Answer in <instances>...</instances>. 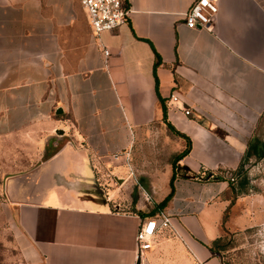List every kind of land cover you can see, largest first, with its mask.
Masks as SVG:
<instances>
[{"label":"crops","instance_id":"crops-1","mask_svg":"<svg viewBox=\"0 0 264 264\" xmlns=\"http://www.w3.org/2000/svg\"><path fill=\"white\" fill-rule=\"evenodd\" d=\"M194 1L131 0L96 35L79 0H0V229L26 264H136L139 225L162 212L143 264H227L211 241L255 224L225 220L221 195L257 156L264 0H219L215 24L191 29ZM168 123L192 146L162 206L173 160L143 161L162 154L144 142L183 150Z\"/></svg>","mask_w":264,"mask_h":264},{"label":"rangeland","instance_id":"rangeland-1","mask_svg":"<svg viewBox=\"0 0 264 264\" xmlns=\"http://www.w3.org/2000/svg\"><path fill=\"white\" fill-rule=\"evenodd\" d=\"M158 135L146 139L144 149L147 152L162 150V154L157 158L143 157V161L155 163L159 159L165 163L173 160L174 142H168L166 148L159 143ZM258 137L264 141V124L259 127ZM244 161L236 175L237 181L232 180L235 183L221 195L229 203L224 219L229 216V211L234 212L237 220L242 214L247 213L254 219L255 224L245 228L238 226L236 229L224 225L223 233L229 241L224 255L230 264H264V149L262 156L248 157ZM7 236L8 234L0 229V264H26L17 250L6 244L3 237Z\"/></svg>","mask_w":264,"mask_h":264},{"label":"built area","instance_id":"built-area-1","mask_svg":"<svg viewBox=\"0 0 264 264\" xmlns=\"http://www.w3.org/2000/svg\"><path fill=\"white\" fill-rule=\"evenodd\" d=\"M131 0H128L130 3ZM80 5L84 7L88 14L90 26L96 35L102 31H112L125 24L128 20L130 6H124L126 0H79ZM219 13V0H195L190 9L185 13L186 25L191 28L211 27L215 24ZM105 56L110 55L109 49H104ZM180 96L176 93L171 94L169 103L178 105ZM189 115L190 110L184 111ZM230 179L235 177L230 175ZM169 215L158 213L157 217L149 216L140 223L136 235V256L144 263V252L151 248L155 240V235L159 226H168L171 224Z\"/></svg>","mask_w":264,"mask_h":264},{"label":"trees","instance_id":"trees-1","mask_svg":"<svg viewBox=\"0 0 264 264\" xmlns=\"http://www.w3.org/2000/svg\"><path fill=\"white\" fill-rule=\"evenodd\" d=\"M129 2L128 0H126L124 6L129 7ZM157 57L155 58V70L157 68L158 65H160L162 63V59H160L159 53L156 52ZM157 84H158V80H157ZM156 84V86H157ZM157 90H158V86H157ZM160 100L163 104V113L166 119V107L164 105V100L163 98L159 95ZM169 128L174 131L177 135H179L180 137H185V139L187 140V144L185 145V147H183V150L179 151L178 153H176L174 155L173 161H172V166H173V176L171 179V190L168 192V194L166 195V197L163 199V201L160 202V205L164 206L166 205V203L170 200V198L173 196V192L175 191V185H174V178L176 175V166L175 164H177V162L183 158V156L185 154H188L191 150V146H192V141L191 139H189V137L186 136L185 133H181L179 131H177L170 123H168ZM262 149H264V141H261L258 137H256L249 145V154H256L258 157L262 156ZM229 244V241L226 238V235H224V233H222L220 236H218L217 238H215L214 240L211 241L210 243V247L211 249L213 248V250L218 253L219 255L222 256L223 260L225 261V263L230 264L228 262V260L225 258L224 255V250L227 249V245Z\"/></svg>","mask_w":264,"mask_h":264},{"label":"water","instance_id":"water-1","mask_svg":"<svg viewBox=\"0 0 264 264\" xmlns=\"http://www.w3.org/2000/svg\"><path fill=\"white\" fill-rule=\"evenodd\" d=\"M136 264H141V259L138 258Z\"/></svg>","mask_w":264,"mask_h":264}]
</instances>
